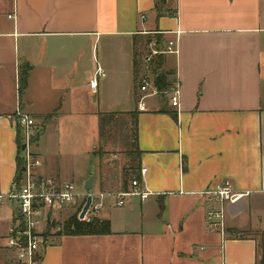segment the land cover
I'll return each instance as SVG.
<instances>
[{
  "label": "crops",
  "instance_id": "0c3cea01",
  "mask_svg": "<svg viewBox=\"0 0 264 264\" xmlns=\"http://www.w3.org/2000/svg\"><path fill=\"white\" fill-rule=\"evenodd\" d=\"M149 31L177 42L176 53L163 55V70L180 94L177 106L162 92L149 95L140 111L134 40ZM98 68L104 75L94 92L90 81ZM22 70L28 79L20 93ZM148 70L151 65L141 66L139 75ZM18 111L35 120L38 175L55 184L76 179L64 140L87 130L94 133L88 154L129 148L132 142L121 149L113 138L100 139V117L129 119L132 137L136 112L138 175L153 193L117 205L114 193L123 185L112 188L99 155L92 190L86 182L77 191L84 197L68 206L74 207L68 217L62 208L42 220L41 264H264V0H0L5 195L22 159ZM224 181L246 194L226 204L225 230L212 231L207 212L219 206L203 192ZM88 195L89 216L109 220L110 232L57 233ZM5 204L11 213L0 215V251L16 264L7 237L17 208Z\"/></svg>",
  "mask_w": 264,
  "mask_h": 264
},
{
  "label": "built area",
  "instance_id": "2783aa9c",
  "mask_svg": "<svg viewBox=\"0 0 264 264\" xmlns=\"http://www.w3.org/2000/svg\"><path fill=\"white\" fill-rule=\"evenodd\" d=\"M152 33L158 34L159 32ZM141 52L140 63L143 69L146 70L157 55L176 53L177 42L164 40V38L160 41L152 39L148 41L147 47L142 49ZM102 75H104L103 70L98 68L97 74L90 81L92 91H97L98 79ZM139 79L141 95L138 100V108L140 111H144L147 110L146 98L149 95L158 94L159 90L153 88V80L146 73H140ZM150 89H153V91H150ZM163 93L170 96L173 106L178 105V96L180 94L178 86L174 85ZM15 121L20 128L19 142L22 147L24 172L22 180L14 183L9 194L5 195L0 190V205L6 200H11L17 208L16 220L8 230L7 246L15 251L16 264H41L42 246L45 244V237L39 230L42 220H46L49 212L55 209L74 205L84 195L77 193L75 185L71 182L55 184L38 175V168L42 162L31 149L37 129L36 122L30 115L20 111L16 113ZM145 173L146 169H141V174L144 175ZM152 194L138 179L130 180L129 187L126 190L121 189L114 193L119 206L125 204L127 196L136 195L141 200H147ZM245 194L235 189L229 181L218 183L205 190L203 192L205 199L210 204L219 206V208L210 206L206 221L208 227L212 231L223 232L225 230L226 204L239 201ZM89 211L83 220L88 219ZM22 223H24V231H22Z\"/></svg>",
  "mask_w": 264,
  "mask_h": 264
},
{
  "label": "rangeland",
  "instance_id": "374dc122",
  "mask_svg": "<svg viewBox=\"0 0 264 264\" xmlns=\"http://www.w3.org/2000/svg\"><path fill=\"white\" fill-rule=\"evenodd\" d=\"M151 32V31H149ZM141 35V34H140ZM157 33H147L143 34L140 37H143L144 39H149L154 40L157 39ZM165 40V39H164ZM148 42L144 41V45L140 47V51L142 49H145L147 47ZM148 76H150L151 80L153 78L152 74L150 73V70L146 73ZM139 77L137 80V85H139ZM138 87V86H137ZM150 91H153V89H150ZM140 98V97H139ZM129 119L123 117V116H118L117 119H115L116 125L112 128L109 129L108 126L105 124L107 122H110L109 118L106 117V115H102L100 117V127H99V135H100V128L102 124H105L104 128V136L103 138L100 136V139L105 141V140H110L109 138L114 139V144L117 147L124 148L125 146L128 145L129 142H132V137H129V132L128 129L125 127L126 121L128 122ZM93 132L90 131L88 132L87 130L85 133L82 134H76L73 137H69L70 139L68 141L64 140L65 146H67V154H65L64 159L66 162L67 166H74L75 167V176L76 179H74L73 182L75 184L76 191H85V183L91 175H96V164L97 160L99 159V155L105 160L103 163L104 168L103 173H107L109 180L111 181V184L113 185L112 188L114 189L115 187H121L123 185L124 179L127 177V180H130V177L132 175L131 170L129 169L134 163L131 161V156L134 154V149H132V146L129 148H125L122 150L119 149H113L109 152L106 150H98V153L96 154H88L87 148L89 146L90 139L93 138ZM55 140H52L51 143L54 144ZM99 144V142H98ZM38 146V139H33L31 149L32 151L36 150ZM97 152V151H96ZM118 156H115L117 155ZM98 156V157H97ZM136 165V164H135ZM91 174V175H90ZM115 186V187H114ZM110 190V189H109ZM110 200H114V198L110 197ZM116 201V197H115ZM74 210V207H67L64 208L63 213H65V216H69L70 213ZM10 207L8 204L5 205H0V215L1 217L10 214L11 212ZM12 219V215L10 216ZM93 218V216H88V219ZM87 219V220H88ZM3 222V221H2ZM54 225L57 224L56 222L53 223ZM7 225H5L6 227ZM57 233L63 232L62 227L56 231ZM0 264H8L5 252L2 250L0 251Z\"/></svg>",
  "mask_w": 264,
  "mask_h": 264
},
{
  "label": "trees",
  "instance_id": "16d2710c",
  "mask_svg": "<svg viewBox=\"0 0 264 264\" xmlns=\"http://www.w3.org/2000/svg\"><path fill=\"white\" fill-rule=\"evenodd\" d=\"M163 1V0H161ZM158 41H160L162 38L160 36H157ZM149 39H144L143 37H136L134 40V68H135V75L136 78L139 76V71L141 70V63H140V55L142 52L139 50L140 45L144 46V41L148 42ZM140 46V47H139ZM151 65V74L154 79V84L156 88L159 90V92H165L169 90L172 87V82L168 81L167 73L163 70L164 65V57L163 55H157ZM27 79H28V71L22 70L20 73V89L19 92L23 93L27 86ZM118 117H114L113 114L109 115L110 122L105 123L110 129H112L116 123L115 119ZM131 120H132V149H134V154H132L131 161L134 163L129 169L132 172V175L130 177V180L132 179H138L140 180V176L138 175V166L135 165L137 162V158L140 155L139 149L137 148V113L132 112L131 113ZM105 124H102L100 128V136L103 138L104 136V128ZM102 150V149H101ZM23 160L19 159V170H18V177L17 182H20L23 177ZM129 180V181H130ZM127 177L123 181V189L126 190L128 187ZM63 232L60 234H67V235H91V234H107L110 232V221L106 219H100L97 217H93L89 220H80L78 218V213L73 214L71 217H69L68 220H66L62 224Z\"/></svg>",
  "mask_w": 264,
  "mask_h": 264
},
{
  "label": "water",
  "instance_id": "95a60500",
  "mask_svg": "<svg viewBox=\"0 0 264 264\" xmlns=\"http://www.w3.org/2000/svg\"><path fill=\"white\" fill-rule=\"evenodd\" d=\"M36 138H37V135H35V139ZM93 181H94V177L91 176L89 178V180L87 181V184H86V190L87 191H91L92 190ZM92 201H93L92 195H88V197L86 199V202H85V204H84V206L82 208V211H81V213L79 215V218L81 220H83L86 217V215L88 214V211H89V209H90V207L92 205ZM22 231H24V223H22Z\"/></svg>",
  "mask_w": 264,
  "mask_h": 264
}]
</instances>
